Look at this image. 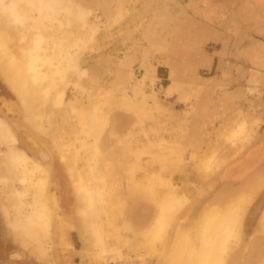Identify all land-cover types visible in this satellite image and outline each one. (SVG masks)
I'll return each mask as SVG.
<instances>
[{
	"label": "rangeland",
	"instance_id": "rangeland-1",
	"mask_svg": "<svg viewBox=\"0 0 264 264\" xmlns=\"http://www.w3.org/2000/svg\"><path fill=\"white\" fill-rule=\"evenodd\" d=\"M59 1L65 9L85 13V25L78 27L80 22L63 10L56 19L45 20L47 34L63 31L84 38L86 28L95 30L85 37L74 68L57 83L55 92L62 93V102L53 104L49 97L44 104L43 132L30 121L26 103L0 70V120L16 138L12 145L0 140V264H166L162 257L176 242V229L194 235L200 214L222 207L227 198L243 205L244 212L239 240L226 263L264 264V79L254 78L257 72L249 77L242 65L229 69L226 80L216 74V57L226 62L233 58L229 55L232 39L225 29L230 32L232 28L238 0ZM206 12L219 13V17L206 18ZM16 43L15 47L24 46V41ZM171 66L176 73H171ZM127 99L133 101L132 106H142L144 113L122 106ZM96 101L107 107L109 121L98 139L100 152L94 168L84 162L83 152L76 164L68 159L71 154L61 160L58 148L88 121ZM252 117L258 118L259 125L248 128L250 143L239 142L234 155H222L224 160L213 165L211 172L205 171L204 162L225 148L226 132ZM12 150H23L48 168L47 237L39 230L30 231L31 236L25 232L32 198L26 196L27 203L20 206L15 196L22 186L9 164ZM256 150L259 155L253 158ZM78 174L92 184L104 185L112 223L132 218L131 184L152 179L154 191L150 202L146 201L150 214L143 223L134 221L133 232L126 234L130 241L120 246L119 255L99 259L93 248L85 249L91 227L89 218L79 213L81 202L73 187ZM172 188L188 202L171 222L163 248L152 256L136 248L135 229L152 221L155 202ZM109 239L116 242V237ZM251 246L257 247V253L246 262Z\"/></svg>",
	"mask_w": 264,
	"mask_h": 264
},
{
	"label": "bare ground",
	"instance_id": "bare-ground-1",
	"mask_svg": "<svg viewBox=\"0 0 264 264\" xmlns=\"http://www.w3.org/2000/svg\"><path fill=\"white\" fill-rule=\"evenodd\" d=\"M63 10L66 11V16L71 15L76 19V22H80L81 26L78 24V27L82 28L85 25V13L75 9V11L65 9L59 0H0V20L3 21L0 26V70L7 82L23 98L27 106V115L40 132H43L40 121L44 115V104L49 100V97H52L53 104L62 102V93L55 92L57 83L64 79L69 69L74 68V62L81 53L84 41L86 42L85 37L92 36L91 34L95 30L93 26L86 28L83 33L84 38L79 34L72 37L63 31H58L59 34L53 32L47 34L45 20L56 19L57 14ZM109 15L112 17L115 13L114 15L109 13ZM117 15L116 13L115 16ZM61 23L60 27L63 25ZM15 34L17 35L15 36ZM16 40L24 41V46L15 47ZM47 42L48 44H46ZM175 70L171 66V72L174 73ZM79 73L81 74V72ZM132 102L127 99L121 105L126 108H135L143 114L144 108L140 105L132 106ZM103 104L98 101L94 102L92 111L87 118L88 121L82 122L79 125V130L68 140H64L65 142L58 148L61 160L67 159L66 154H71V158L68 159L73 160L76 164V157L79 152H83L85 154L84 162L89 168H94L100 152L98 139L109 121L107 107L104 108ZM257 121L255 118L252 122L256 124ZM247 126V119H242L226 132L223 139L225 148L220 150L218 157L212 156L204 162L205 171L211 172L213 165L215 167L219 161L224 160L222 155L227 153L234 155L235 150L240 149L239 142L246 143L251 140V133ZM90 138L93 140L90 141ZM0 140L8 142L10 145L16 142L9 127L1 120ZM41 154L43 160L46 159V155ZM8 159L16 180L22 186V189L15 192L19 205L25 206L27 202L24 201V198L26 196L32 198V202L28 203L29 211L26 217L25 232L31 236L30 231L39 230L44 237H47L50 233V215L45 200L48 168L32 159L23 150H12ZM241 170L243 169L241 168ZM132 174L133 168L131 167L127 171L129 182H132ZM76 180L73 187L81 202L79 213L89 218L91 227L89 240L84 246L85 249L88 251L93 248L94 255L99 259L107 254L119 255L120 246H126L130 241L126 234L133 228L134 221H138L139 224L143 223L150 214V205L146 201L150 202L149 196L154 191L152 179L148 178L144 184L137 182L131 184L128 193L133 203L132 218H130L131 220L120 218L114 223L106 209L107 192L104 185L92 184L84 180L80 174ZM155 180L157 183L162 182L158 175ZM158 201V203L155 202L156 211L152 221L144 226L137 225L134 233V238L138 239L136 248L142 249L152 256H157V250L163 248L164 238L171 222L187 204L188 199L183 194H177L172 188ZM243 212V205L227 198L222 207L215 206L200 214L194 228V235L191 236L190 230L183 231L178 227L175 232L177 240L171 244L168 252H165L166 254L162 257L164 262L166 264H227L226 260L232 253V246L238 242L240 237ZM120 213L119 210L118 214L120 215ZM261 222L264 224V211L261 214ZM110 237H116V242L111 243ZM251 244L256 245L254 242ZM251 247L252 252L250 258L245 259L246 262L251 261L252 255L255 257L257 253V247Z\"/></svg>",
	"mask_w": 264,
	"mask_h": 264
},
{
	"label": "crops",
	"instance_id": "crops-1",
	"mask_svg": "<svg viewBox=\"0 0 264 264\" xmlns=\"http://www.w3.org/2000/svg\"><path fill=\"white\" fill-rule=\"evenodd\" d=\"M236 8L233 10L230 32L226 31L227 28L225 29L226 36L232 39V48H230L229 55L233 58L228 56L230 59L226 62L224 58L212 57V60H214V57L217 58V78L221 77L222 80L228 79L229 69L233 70L236 65H242L248 76L250 74L254 76L257 72L258 75L254 76V78L262 77L264 79V0H238ZM213 13L206 12L205 17H219V13L216 15H213ZM207 62L209 65H214V61L208 60ZM225 62L227 63L226 66L224 65ZM223 67H225V73H223ZM240 71L242 72V70ZM223 76L227 78L224 79ZM243 119H247L248 121L247 128L259 125L258 118V123L256 122V124L252 122L255 117H252L253 120L248 118ZM250 141L246 143H250Z\"/></svg>",
	"mask_w": 264,
	"mask_h": 264
},
{
	"label": "flooded vegetation",
	"instance_id": "flooded-vegetation-1",
	"mask_svg": "<svg viewBox=\"0 0 264 264\" xmlns=\"http://www.w3.org/2000/svg\"><path fill=\"white\" fill-rule=\"evenodd\" d=\"M258 152H259V150H256L254 153L252 152V154H253L252 157L253 158L257 157V155H259ZM250 158H251V156H250Z\"/></svg>",
	"mask_w": 264,
	"mask_h": 264
}]
</instances>
